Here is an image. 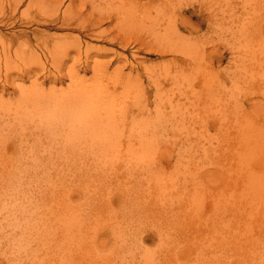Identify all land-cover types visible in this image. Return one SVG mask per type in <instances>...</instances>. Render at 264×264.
Instances as JSON below:
<instances>
[{
	"label": "rangeland",
	"instance_id": "obj_1",
	"mask_svg": "<svg viewBox=\"0 0 264 264\" xmlns=\"http://www.w3.org/2000/svg\"><path fill=\"white\" fill-rule=\"evenodd\" d=\"M259 28L264 33V0H0V173L5 186L13 178L19 187H5L3 197L15 204L21 190L41 206L33 210L38 220L31 224L58 229L57 238L51 237L56 244L48 234L42 235L46 242L39 233L18 239V220L0 211V227L7 231L5 240L0 237V264H76L79 257V264L264 261V34ZM161 30L169 40L159 36ZM156 43L164 47L154 50ZM5 46L12 54L8 61ZM72 69L88 79L95 78L93 71L104 72V85L121 92L120 103L127 106L124 140L131 130L134 140L155 143L161 168L145 170L155 162L146 153L126 165L119 159L123 148L107 150L108 162L90 151H61L65 139L76 146L79 137L89 144L84 139L91 135L68 134L67 127L58 126L62 109L40 116L45 107L35 95L49 94L56 83L50 94L58 100L71 88ZM35 140L41 144L36 169L29 163L36 152L28 149ZM147 175L157 176L164 194L157 189L153 196H136L138 189L130 184H138L134 177L147 181ZM108 192L121 196L103 209ZM77 204L99 217L77 216L71 208Z\"/></svg>",
	"mask_w": 264,
	"mask_h": 264
},
{
	"label": "bare ground",
	"instance_id": "obj_2",
	"mask_svg": "<svg viewBox=\"0 0 264 264\" xmlns=\"http://www.w3.org/2000/svg\"><path fill=\"white\" fill-rule=\"evenodd\" d=\"M121 2V1H120ZM180 2V1H179ZM74 4V3H73ZM123 5V4H122ZM70 7H71V5H70ZM69 7V8H70ZM73 7V6H72ZM128 7V6H127ZM135 7V6H134ZM121 8V7H120ZM141 8V7H140ZM126 9V8H125ZM124 9V12H126V10H127V12H126V14L128 13H130L131 11H129L128 9H126L125 10ZM68 10V9H67ZM133 10H135V9H133ZM118 11V10H117ZM129 11V12H128ZM81 12V11H80ZM120 12V11H119ZM147 12H148V10H147ZM146 12V13H147ZM121 13V12H120ZM134 13H135V11H134ZM133 13V14H134ZM144 13V12H143ZM149 13V12H148ZM125 14V13H124ZM125 14V15H126ZM136 14H137V11H136ZM139 14V13H138ZM65 15V14H64ZM70 15H72V14H70ZM122 15V14H121ZM125 15H123V16H125ZM140 15V14H139ZM146 15V14H145ZM145 15L143 16V19L145 18ZM151 15V14H150ZM51 16H53V14L51 15ZM55 16V15H54ZM129 16V15H128ZM128 16H126L127 18H128ZM132 14L130 15V17L129 18H132ZM142 16V15H141ZM140 16V17H141ZM170 16V15H169ZM50 17V16H49ZM56 17H58V16H56ZM64 17V16H63ZM138 17V16H137ZM123 18H125V17H123ZM135 18V17H134ZM147 18V17H146ZM63 19H65V18H63ZM96 19V18H95ZM99 19V18H98ZM133 19V18H132ZM138 19V18H137ZM147 19H151V18H147ZM85 20V19H84ZM102 20H104V19H102ZM125 20H126V18H125ZM134 20V19H133ZM54 21H56L55 19H54ZM67 21V20H66ZM93 21V20H92ZM97 21H99V20H97ZM97 21H94V24L97 22ZM141 21V20H140ZM57 22V21H56ZM69 22V21H68ZM100 22V21H99ZM119 22V21H118ZM65 23V22H64ZM73 23V22H72ZM71 22H70V24H72ZM130 23V22H129ZM141 23H142V21H141ZM140 23V24H141ZM144 23V22H143ZM142 23V24H143ZM152 25H153V23L152 22H150ZM67 24H69V23H67ZM150 24V25H151ZM64 25V24H63ZM93 25V24H92ZM100 25V24H99ZM145 25V24H144ZM149 24H148V26H150ZM151 25V26H152ZM66 26V25H65ZM139 26V25H138ZM147 26V25H146ZM262 26V25H261ZM80 27V26H79ZM132 27V26H131ZM122 28V27H121ZM130 28V27H129ZM141 28V27H140ZM150 28V27H149ZM105 29V28H104ZM124 29V28H123ZM154 29V28H153ZM261 29L262 28H259L258 29V31L259 32H261ZM133 30V29H132ZM144 30V29H143ZM164 30V29H163ZM163 30H161L158 34H159V36L161 35V36H163L164 38L166 37V34L165 35H163L165 32H163L162 33V31ZM167 30V29H166ZM165 30V31H166ZM135 31V30H134ZM154 32H155V30H153ZM99 31H97L96 33H98ZM157 32V31H156ZM168 32V31H167ZM172 32V31H171ZM151 33V32H150ZM162 33V34H161ZM261 33H263V32H261ZM100 34V33H99ZM115 34V33H114ZM157 34V33H156ZM264 34V33H263ZM96 35V34H95ZM117 35V34H116ZM172 35V34H171ZM174 35V34H173ZM181 35V34H180ZM156 37V36H155ZM185 37V36H184ZM156 38H158V37H156ZM169 38L170 37H166L164 40L166 41V39H168L169 40ZM159 39H161V38H159ZM158 39V40H159ZM173 38L171 37V40H172ZM111 40H114L113 38L111 39ZM163 40V39H162ZM163 40V41H164ZM190 41V40H189ZM159 42V41H158ZM160 43V42H159ZM128 44V43H127ZM154 44V43H153ZM152 44V45H153ZM172 45H174L175 44V42L174 43H171ZM187 44V43H186ZM191 44H193V43H191ZM190 44V45H191ZM140 45V44H139ZM158 45V43H156L155 44V46L153 45V49L155 50L156 48V50H161L163 47H162V45H160L162 48H160V46H158V47H156ZM164 45H166V44H164ZM183 46V45H182ZM185 46V45H184ZM64 48H65V46H63ZM80 47V46H79ZM166 47H168V46H165V49H167ZM189 47V46H188ZM4 49H3V52H2V54H5L4 52H6L7 53V51L5 50V48H7V50L9 49L7 46H5V47H3ZM59 48V47H58ZM60 48H62V46L60 47ZM59 48V49H60ZM140 48V47H139ZM185 48H187V47H184V49ZM63 49V48H62ZM62 49H60L61 51H62ZM149 49V48H148ZM164 49V50H165ZM11 50V49H10ZM137 50H139L138 48H137ZM147 50V49H146ZM170 50V49H169ZM194 50V49H193ZM65 51V50H64ZM74 51V50H73ZM78 51V50H77ZM69 53H71V50H69L68 51ZM150 52V51H149ZM162 52V51H161ZM67 53V52H66ZM162 53H166L165 51L164 52H162ZM7 54H9V55H7ZM5 56L3 55V57H4V59L5 58H7V56H9V57H11L12 56V54H10V51H8V53H7ZM14 54H15V52H14ZM62 54V53H61ZM16 55V57H18V55H19V53H17V54H15ZM68 55V54H67ZM70 55V54H69ZM1 56V55H0ZM64 56V55H63ZM7 58L6 60L8 61L10 58ZM12 59V58H11ZM64 59V58H63ZM67 59V58H66ZM59 60V59H58ZM186 60V59H185ZM7 61L5 62V63H7ZM12 61H13V59H12ZM11 60H10V62H12ZM59 61H61V60H59ZM66 60L64 59V60H62V62H61V64H60V62H58L59 63V65H62L63 64V62H65ZM10 62H9V64L8 65H10ZM37 62V61H36ZM97 63V62H96ZM12 65V64H11ZM6 66V65H5ZM8 67V66H7ZM56 67V66H55ZM96 67H98V66H96ZM101 67H102V64H101ZM100 66H99V68H100V71H103V69L101 68ZM202 67V66H201ZM89 68V67H88ZM203 68V67H202ZM90 69V68H89ZM94 69V68H93ZM96 69V68H95ZM107 69V68H106ZM80 70H82V69H80ZM99 70V69H98ZM105 70V69H104ZM116 70H118V69H116ZM120 70V69H119ZM8 71V70H7ZM84 71H86V69L84 70ZM95 74V78L94 79H88V78H86L85 76H83L79 71H76L75 69H72V70H70V72H69V74H68V76H69V78H70V90L69 91H65L64 93H62L61 95H58V100L56 99V97H57V95L55 96V98H52L51 97V95L52 94H50L51 93V91L55 88V84H54V88L52 87H50L51 89H50V93L49 94H37V95H35V97H36V99H37V101H38V103H40L41 105H43V107H45L44 108V111L43 112H41V115L40 116H45V115H47V114H49V113H58L59 111H60V109H62L61 110V115L60 116H58L57 117V125L58 126H64V127H67V133L68 134H75V135H77V136H83V135H91L90 137H88V138H85L84 140L86 141V143L88 142L89 144H82L80 141H81V138L79 137L78 138V143H79V145H76V146H70L69 144L71 143V139L69 138V139H65L64 141H63V148L61 149V151L62 152H65V151H67V150H69V149H78V150H84V151H90V152H93V153H95V156H96V158L99 156V157H101L104 161H106V162H108V159H107V156H108V152H107V150H110V152H114V151H117L119 148H123L124 149V154H123V156H121L119 159H123L125 162H126V165H129L130 166V163L131 162H136L135 161V158L137 157L139 160H141V157L146 153V154H148L149 156L147 157V158H150V160L151 161H155L151 166H149L148 168H146L145 170H148V171H150V170H154L155 169V167H157V168H161L160 167V165H163V164H160L159 162H161V163H163V161H162V159H158L157 158V154L159 153V152H161L160 150V148H158L157 146H156V144L155 143H153L152 141H148L146 138H144V139H139V138H141V133H138L137 132V134H136V136L138 135V137H136V138H138L139 139V141H136V140H134V136L132 137L130 134L132 133L131 132V130L129 131V135H128V138H127V140L125 141L124 139L126 138V136L125 135H122L121 134V132L123 131V127H124V125H126L127 124V122L125 121V119L127 120V116H126V114H127V112H126V114L124 113V111H127V110H124V108H126L124 105H123V103H120V97H121V92H117L118 90L117 89H115V90H111L110 88H109V86H105L104 85V81H103V73H102V76L100 75L101 73H99V75H98V72L97 71H93ZM131 72V71H130ZM8 73V72H7ZM114 73V72H113ZM117 73V72H116ZM121 73V72H120ZM120 75H122V74H120ZM107 76V75H106ZM118 76V75H117ZM125 77V76H124ZM122 77V79H130L128 76L127 77ZM105 78V77H104ZM108 78V77H107ZM106 78V79H107ZM62 79H65V77L64 78H62ZM61 79V80H62ZM121 79V78H120ZM119 79V80H120ZM61 80H60V82H61ZM117 81H118V79H117ZM57 82V81H56ZM59 82V81H58ZM59 82V83H60ZM107 82V81H106ZM125 82H126V80H125ZM213 82H214V80H213ZM107 83H109V82H107ZM112 83V82H111ZM127 83V82H126ZM125 83V84H126ZM177 83H179V82H177ZM35 84V83H34ZM118 84V83H117ZM51 85V84H50ZM51 86H53V85H51ZM178 86V85H177ZM111 87V86H110ZM113 87V86H112ZM111 87V88H112ZM113 88H115V87H113ZM123 88V87H122ZM43 90H45V88H42ZM124 89V88H123ZM4 91H6V90H4ZM47 92H49V91H47ZM47 92H44V93H47ZM211 93H213V91L211 92ZM210 94V93H209ZM213 95V94H212ZM122 97H123V95H122ZM52 101H53V104H51L52 103ZM159 104V103H158ZM160 105V104H159ZM180 105V104H179ZM156 106V105H155ZM46 107H49L50 109L47 111L46 110ZM129 107V106H128ZM179 107V106H178ZM183 107V106H182ZM160 108V107H159ZM186 108V107H185ZM164 110V109H163ZM172 110H174V109H172ZM171 110V111H172ZM148 111V110H147ZM150 111V110H149ZM159 111V110H158ZM161 111V110H160ZM177 111V110H176ZM152 112V111H151ZM162 112V111H161ZM165 112H167V111H165ZM179 112V111H178ZM185 112V111H184ZM194 112V111H193ZM174 113V112H173ZM199 113V112H198ZM1 114V113H0ZM3 114V113H2ZM147 114V113H146ZM153 114V113H152ZM165 114H167V113H165ZM186 114V113H185ZM123 115V116H122ZM183 115V114H182ZM122 116V117H121ZM134 116L135 115H133V118H134ZM184 116V115H183ZM137 117V116H136ZM158 117V116H157ZM161 117V116H160ZM182 117V116H181ZM0 118H1V115H0ZM2 118H3V116H2ZM1 118V119H2ZM4 118H5V115H4ZM138 119V118H137ZM172 119V118H171ZM5 120V119H4ZM97 120V121H96ZM134 120H136L135 118H134ZM142 120L143 119H141V120H137L136 122H137V126L140 128L142 125H144V122H142ZM6 121V120H5ZM119 121V122H118ZM161 121H162V119H161ZM182 121V120H181ZM185 121V120H184ZM133 123H135V125H136V122H134V121H132ZM158 122V121H157ZM183 122V121H182ZM200 122V121H199ZM167 123V122H166ZM176 123H177V121H176ZM180 123V122H179ZM185 123V122H184ZM151 125V124H150ZM183 125V124H182ZM147 126V125H146ZM172 126V125H171ZM163 127V126H162ZM167 127H168V123H167ZM181 127V126H180ZM151 128V127H150ZM184 128V127H183ZM134 129H136V127H134ZM134 129H133V132H134ZM141 129V128H140ZM145 129V128H144ZM154 129V128H153ZM156 129V128H155ZM167 129V128H166ZM173 129V128H172ZM185 129V128H184ZM143 130V129H142ZM146 131V130H145ZM158 131V130H157ZM167 131V130H166ZM173 131H174V129H173ZM143 132V131H142ZM150 132H152V131H150ZM168 132V131H167ZM148 133V132H147ZM156 133V132H155ZM157 134V133H156ZM203 136V135H202ZM155 137H157V136H155ZM171 138V137H170ZM202 138V137H201ZM59 140H63V138H58ZM187 140V139H186ZM191 140V139H190ZM188 141V142H190V143H194V142H192V141ZM196 141H199L198 139L196 140ZM195 141V144L196 145H199V143L198 142H196ZM125 142V143H124ZM183 144V143H182ZM195 144H193V145H195ZM189 145V144H188ZM193 145L192 144H190V146L192 147V148H194L193 147ZM82 146V147H81ZM156 146V147H155ZM203 146H206L205 144H203ZM180 147H181V145H180ZM182 147H183V145H182ZM181 147V148H182ZM199 147V146H198ZM185 148H186V146H185ZM187 148H189V147H187ZM186 148V149H187ZM195 148H197V147H195ZM17 149V148H16ZM28 149L29 150H31V151H35L36 153L35 154H33L31 157H30V162L29 163H31V165H32V167L34 168V169H36L38 166H39V164H40V159H41V156H40V153H41V144L40 143H38L36 140L34 141V143H33V145H30L29 147H28ZM184 149V148H183ZM190 149V148H189ZM185 150V149H184ZM191 150V149H190ZM193 150V149H192ZM99 151L101 152V153H99ZM178 151H180V150H178ZM183 151V150H182ZM195 151H196V149H195ZM204 152H205V149L203 150ZM103 152V153H102ZM104 152H106V153H104ZM184 152V151H183ZM185 152H186V150H185ZM184 152V153H185ZM189 152V151H188ZM53 153V152H52ZM125 153L128 155V157H127V159H125V157H126V155H125ZM152 153V154H151ZM179 153V152H178ZM181 153V152H180ZM187 153V152H186ZM191 153H193V151H191ZM191 153H190V155H191ZM143 154V155H142ZM168 156V158L169 157H172V154H169V153H166ZM187 154H189V153H187ZM204 154H208V152H206V153H204ZM186 155V154H185ZM189 155V156H190ZM201 155V154H200ZM145 156V158H146V155H144ZM143 156V157H144ZM180 156V155H179ZM178 155H177V157H179ZM182 156V155H181ZM142 157V158H143ZM182 157H184V156H182ZM186 157V156H185ZM184 157V158H185ZM179 159V158H178ZM139 160H137V161H139ZM143 160V159H142ZM181 160V159H180ZM196 160V159H195ZM146 161V159H144V162ZM143 162V163H144ZM148 162V161H147ZM180 162V161H179ZM182 163H184L183 161H181ZM180 162V163H181ZM193 162V161H192ZM189 163V162H188ZM137 166V165H136ZM154 167V169H152ZM137 168H139V167H137ZM152 173V172H151ZM128 174H130V173H128ZM102 176H104V174H102ZM137 181H138V184H130V185H135L136 187H137V189H138V191H137V193H136V196H138V192H140V193H143V194H146V195H148V196H153V193H154V191L155 190H157V189H159V191H160V193L161 194H164V191L166 190V188H164V187H161L160 185L162 184V182H160V181H158V179H157V176H155V178L153 177L152 178V176L151 175H147V176H145L144 177V179L145 180H147V181H144V180H141V179H138V177H134ZM5 179V177H3V175L0 173V204H1V206L3 207L2 209H0V211L1 212H3V211H8V217H7V219H12V220H18V224H19V226L17 227V224H16V226H14V224H13V226H14V228L16 227V228H18V229H16V230H19L21 233H20V235H19V237L20 238H18V239H26V237L27 236H32V235H34V233H39V234H41V238H44V236L45 237H49L50 236V238L51 237H53L54 238V236L58 233H55L56 232V230H58L57 228H55V227H53L52 226V223H49L48 225H41V226H37V225H33V224H31L32 222H35V221H37L38 220V217L33 213V210H35V209H39L41 206L39 205V203H37V204H35V205H33L32 204V202H30V201H28V198L27 197H23V195H22V192H21V190L19 191V192H17V194L16 195H18L19 193H21V197L19 198L20 199V202H18L17 200H15V204H12V202L9 200L8 201V199L7 198H4L3 197V192H6V191H4V190H6V188L5 187H7V188H9V189H12L13 191L15 190V191H18L17 189H19V187H17L15 184H14V182L12 181V179L13 178H7V181L8 182H10V184H7L6 183V186H5V184L3 183V180ZM252 180H256L255 178H252ZM5 181H6V179H5ZM204 182V181H203ZM13 184V186H12V184ZM146 184H148V186L149 187H151V184H154L156 187L154 188V189H152V190H146L145 188H144V186L146 185ZM203 185V184H202ZM9 191V190H8ZM9 193V192H8ZM11 193V192H10ZM20 195V194H19ZM13 196V195H12ZM118 196H121V195H117L116 197H118ZM106 197V200H107V202H105V205L103 206V209H105V208H111V206H110V204H112V203H114V199L116 198V197H114V198H112L111 197V192H108L107 194H104V198ZM12 198V197H11ZM10 198V199H11ZM148 198H150V197H148ZM13 199H15V198H13ZM196 199V198H195ZM102 200H104L103 198H102ZM8 201V202H7ZM4 202V203H3ZM227 203V202H226ZM225 203V204H226ZM228 204V203H227ZM118 205L120 206L121 205V203H120V201L118 202ZM216 205V204H215ZM226 205H224V207H225ZM124 207H126V205H124ZM219 207V206H218ZM71 208H72V210H74V212L76 213L77 211H78V213H77V216H85V217H88V218H91V217H99V213H94L93 212V210H91L89 207H82L81 205H72L71 206ZM217 208V207H216ZM221 208H222V206H221ZM232 209H234V208H229V211L230 210H232ZM9 210H12V211H9ZM25 211V212H24ZM31 211V214H29V212ZM118 211V210H117ZM218 211V210H217ZM227 211H228V209H227ZM116 212V211H115ZM224 212V211H223ZM230 212H232V211H230ZM10 213V214H9ZM221 213V212H220ZM227 213V212H226ZM233 213V212H232ZM235 213V212H234ZM122 214V213H121ZM11 215V216H10ZM215 215V214H214ZM10 223V222H9ZM11 223H12V221H11ZM8 228H10V226L8 227ZM36 228V229H35ZM216 230H217V228H216ZM9 231H10V229H9ZM13 231V230H12ZM3 233L6 235L7 234V231H6V229H5V226L3 225H1V227H0V237H3L4 238V240H5V236L3 235ZM12 233V232H11ZM28 233V234H27ZM30 233V234H29ZM47 234L49 235V236H47ZM55 234V235H54ZM10 234H8V236H9ZM12 235V234H11ZM17 235V236H18ZM22 235V236H21ZM42 235H44V236H42ZM54 235V236H53ZM94 236H97L98 238H101V237H103L104 235H100L99 233H95V235ZM119 236H121V237H125V235L124 234H119ZM7 237V236H6ZM10 237V236H9ZM12 237V236H11ZM36 237V236H35ZM8 238V237H7ZM47 238H44V241H45V239H47ZM53 238H51V239H49V241L51 240L52 242H54V240H53ZM57 238V237H56ZM56 238H54V239H56ZM2 239V238H1ZM0 239V240H1ZM29 239H30V237H29ZM3 240V239H2ZM3 240V241H4ZM7 240V239H6ZM48 240V239H47ZM13 241V240H12ZM21 241V240H20ZM27 241H29L28 240V238H27ZM31 241V240H30ZM29 241V242H30ZM48 241V242H49ZM50 241V242H51ZM254 241V240H253ZM14 242V241H13ZM22 242V241H21ZM20 242V243H21ZM28 242V243H29ZM46 242V241H45ZM252 242V241H251ZM55 243V242H54ZM83 243L85 244V240L83 241ZM83 243H81L82 245H83ZM1 244V243H0ZM23 243H21V244H19V245H22ZM38 244V243H37ZM40 244V243H39ZM38 244V245H39ZM56 244V243H55ZM80 244V245H81ZM26 245H28L27 244V242H26V244H24L23 245V247H25ZM81 245V246H82ZM80 246V248H84V245H83V247H81ZM37 247V246H36ZM54 247H55V245H54ZM254 247V246H253ZM256 247V246H255ZM260 247V246H259ZM26 248H28V247H26ZM262 248V247H261ZM258 249H260V248H258ZM250 250V249H249ZM38 251V250H37ZM260 251V250H259ZM264 251V250H263ZM252 252V251H251ZM261 252V251H260ZM248 253H249V251H248ZM253 253V252H252ZM256 253V252H255ZM259 254V253H258ZM257 254V255H258ZM55 255H56V253H55ZM60 254H58V256H59ZM262 255V254H261ZM84 256V255H83ZM71 257H73V256H70L69 258L71 259ZM248 257L249 256H247L246 255V258H247V260H249L248 259ZM251 257V256H250ZM262 257H264V256H262ZM261 257V259H263ZM6 258V257H5ZM76 258V257H75ZM78 258V257H77ZM253 258V257H252ZM58 259V258H57ZM254 259H255V257H254ZM253 259V260H254ZM260 259V258H259ZM260 259V260H261ZM44 260V259H43ZM59 260H61V258H59ZM67 260H69L68 259V257H67ZM72 260H73V258H72ZM246 260V261H247ZM258 260V259H257ZM51 261H53V260H51ZM79 261H81V258L79 257ZM78 261V262H79ZM251 261V259L249 260V262ZM256 261V260H255ZM259 261V260H258ZM7 262V261H6ZM76 263V264H79V263ZM74 263V262H73ZM72 263V264H73ZM257 264V263H256ZM260 264H264V261L263 260H261V262H260Z\"/></svg>",
	"mask_w": 264,
	"mask_h": 264
}]
</instances>
